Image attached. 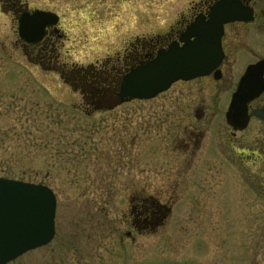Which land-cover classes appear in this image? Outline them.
Instances as JSON below:
<instances>
[{"label":"rangeland","instance_id":"374dc122","mask_svg":"<svg viewBox=\"0 0 264 264\" xmlns=\"http://www.w3.org/2000/svg\"><path fill=\"white\" fill-rule=\"evenodd\" d=\"M192 1L3 0L59 15L66 34L59 53L72 71L99 65L97 59L103 63L129 35L165 32ZM5 7L0 5V174L46 185L57 201L53 240L7 264H264V216L249 208L236 212L235 190L195 185L193 175L183 182L186 194L181 191L171 215L148 229L134 226L148 203L139 199L141 189L164 186L167 193L175 173L187 174L174 169L166 131L172 90L87 114L91 109L49 68L53 63L41 66L26 56L17 16ZM222 198L231 201L228 207ZM221 206L234 211L221 215Z\"/></svg>","mask_w":264,"mask_h":264},{"label":"flooded vegetation","instance_id":"af4514ba","mask_svg":"<svg viewBox=\"0 0 264 264\" xmlns=\"http://www.w3.org/2000/svg\"><path fill=\"white\" fill-rule=\"evenodd\" d=\"M216 1H192L188 11L174 17L165 32L148 37L142 33L129 35L114 56L109 53L103 63L97 59L99 65L94 63L87 68L67 70L59 53L66 34L57 25L47 27L39 42L22 43V46L30 61L38 60L41 66L54 64L49 68L56 71L70 90L81 94L84 102L81 104L91 109L85 111L89 114L118 100L116 90L120 77L132 67L173 43L182 46L181 38L188 28L195 23L207 22L210 8ZM234 1L250 10L252 18L223 24L220 38L222 58L218 65L205 76L178 80L167 90H172L169 99L172 119L168 121L166 131H170L174 169H186L187 174L181 178L177 177L182 175L180 171L175 173L174 181L166 183L167 193L164 186L154 187L151 196L157 203L158 212L164 215H171L183 192L186 194L183 187L187 183L186 177L193 175L192 179L197 180L195 185L213 184L221 192L235 190L238 193L236 212L249 208L248 212L264 216V88L249 97L253 80L264 86V0ZM1 2L4 11L8 9L5 6L13 8V16L18 17L29 9L18 2ZM255 64L259 66L253 67V74H257L249 76L240 97L231 107L241 77ZM107 85L114 87L112 98H107ZM223 201L227 207L231 202L228 199ZM223 207L219 210L221 215L234 211ZM242 214L248 215L246 212ZM55 264H62V260ZM70 264L79 263L73 259Z\"/></svg>","mask_w":264,"mask_h":264},{"label":"water","instance_id":"95a60500","mask_svg":"<svg viewBox=\"0 0 264 264\" xmlns=\"http://www.w3.org/2000/svg\"><path fill=\"white\" fill-rule=\"evenodd\" d=\"M208 21L191 25L178 43L157 50L154 57L132 67L120 78L119 102L132 99L147 100L166 91L177 80H190L207 75L222 58L220 38L223 24L235 19L249 20L251 11L238 1L218 0L210 8ZM55 13L34 10L23 12L18 18V36L27 43L38 42L45 28L55 25ZM248 68L233 95L232 105L255 71ZM264 86L253 80L249 97L257 95ZM56 197L42 184L0 177V264H6L25 252L49 243L55 233Z\"/></svg>","mask_w":264,"mask_h":264},{"label":"trees","instance_id":"16d2710c","mask_svg":"<svg viewBox=\"0 0 264 264\" xmlns=\"http://www.w3.org/2000/svg\"><path fill=\"white\" fill-rule=\"evenodd\" d=\"M0 176L3 177H7L4 174H0ZM152 190H154V188H150ZM150 189L148 190V187H144V192L138 193V197L141 201H147L148 203L143 205V209L140 210L141 212H137L136 217L139 220V222L135 223L134 226H139V228H141V226L145 229H148L152 226H154V222L156 218H162L164 217V213H159L158 209H157V203L155 201V199L151 196L152 192L150 191ZM142 190V189H141ZM141 194V195H140ZM145 194V195H143ZM133 201H139L136 198H133ZM140 205V204H139ZM138 205V207H139Z\"/></svg>","mask_w":264,"mask_h":264}]
</instances>
